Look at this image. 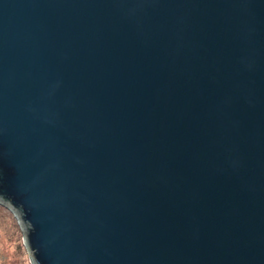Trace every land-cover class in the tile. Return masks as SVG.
Listing matches in <instances>:
<instances>
[{
  "label": "water",
  "instance_id": "obj_1",
  "mask_svg": "<svg viewBox=\"0 0 264 264\" xmlns=\"http://www.w3.org/2000/svg\"><path fill=\"white\" fill-rule=\"evenodd\" d=\"M0 204L31 264H264V0H0Z\"/></svg>",
  "mask_w": 264,
  "mask_h": 264
},
{
  "label": "rangeland",
  "instance_id": "obj_2",
  "mask_svg": "<svg viewBox=\"0 0 264 264\" xmlns=\"http://www.w3.org/2000/svg\"><path fill=\"white\" fill-rule=\"evenodd\" d=\"M16 216L0 204V264H31Z\"/></svg>",
  "mask_w": 264,
  "mask_h": 264
}]
</instances>
